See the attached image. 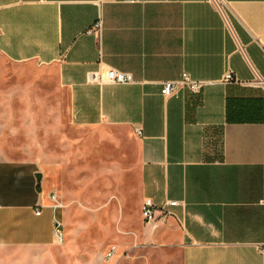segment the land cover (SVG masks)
Returning a JSON list of instances; mask_svg holds the SVG:
<instances>
[{"label":"crops","instance_id":"obj_1","mask_svg":"<svg viewBox=\"0 0 264 264\" xmlns=\"http://www.w3.org/2000/svg\"><path fill=\"white\" fill-rule=\"evenodd\" d=\"M223 1L0 0V53L55 70L76 127L132 132L135 206L180 204L135 246L180 249L183 264H264V0ZM108 68L135 83L90 81ZM185 73L202 91L164 97ZM53 194L36 162L0 159V250L59 264Z\"/></svg>","mask_w":264,"mask_h":264},{"label":"rangeland","instance_id":"obj_2","mask_svg":"<svg viewBox=\"0 0 264 264\" xmlns=\"http://www.w3.org/2000/svg\"><path fill=\"white\" fill-rule=\"evenodd\" d=\"M0 159L36 162L53 186L63 204L65 244L54 253L59 264H183L180 249L135 246L133 234L151 225L135 206L137 186L130 185L139 164L132 132L76 127L55 70L1 53ZM113 247L117 254L109 260ZM43 255L0 250V264H35Z\"/></svg>","mask_w":264,"mask_h":264},{"label":"built area","instance_id":"obj_3","mask_svg":"<svg viewBox=\"0 0 264 264\" xmlns=\"http://www.w3.org/2000/svg\"><path fill=\"white\" fill-rule=\"evenodd\" d=\"M213 2L217 5V7L224 11L225 2L223 0H213ZM103 30V25L101 22L96 24L88 33L101 35ZM90 81L99 85H131L135 83V78L133 74L125 73L113 68H108L106 70H101L99 72H95L90 74ZM224 83L237 82L233 73L226 74ZM264 86V82H262ZM205 82H200L194 80L190 77L189 74H183L182 78L176 82H166L163 85L162 94L164 97L168 98L175 94H177L183 88H187L193 93H200L202 89L205 87ZM53 201L56 203L55 209L60 210L63 208V204L60 202L57 194L52 195ZM179 202L170 201L164 204L162 207H158L152 199H146L142 205V216L144 221L147 224H155L158 221L167 222L170 216H173V213L169 211V208L179 206ZM40 214V213H39ZM56 225V235L59 244H63L65 242L64 239V224L61 220H55ZM117 254V247H113L107 252V259H113Z\"/></svg>","mask_w":264,"mask_h":264}]
</instances>
